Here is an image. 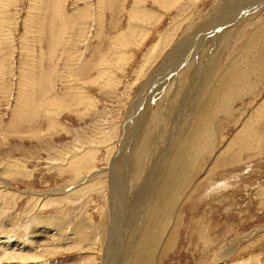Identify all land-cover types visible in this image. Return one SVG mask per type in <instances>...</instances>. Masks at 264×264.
Wrapping results in <instances>:
<instances>
[{"label": "rangeland", "instance_id": "374dc122", "mask_svg": "<svg viewBox=\"0 0 264 264\" xmlns=\"http://www.w3.org/2000/svg\"><path fill=\"white\" fill-rule=\"evenodd\" d=\"M263 38L264 0H0V264H264Z\"/></svg>", "mask_w": 264, "mask_h": 264}, {"label": "bare ground", "instance_id": "6f19581e", "mask_svg": "<svg viewBox=\"0 0 264 264\" xmlns=\"http://www.w3.org/2000/svg\"><path fill=\"white\" fill-rule=\"evenodd\" d=\"M230 2V1H229ZM218 7V6H217ZM215 15V14H214ZM216 21V20H215ZM207 24V23H206ZM207 25H209V24H207ZM216 25V24H215ZM210 27V26H209ZM215 27V26H214ZM205 28V27H204ZM204 30V29H203ZM170 32V31H169ZM203 32V31H202ZM195 38V37H194ZM215 38V37H214ZM264 39V38H263ZM251 41V40H250ZM262 41V40H261ZM261 43V42H260ZM249 44V43H248ZM204 45H205V43H204ZM203 45V46H204ZM252 45H253V43H252ZM255 46V45H254ZM251 48H253V47H250V50H251ZM256 48V47H255ZM253 50V49H252ZM255 50V49H254ZM247 52V51H246ZM253 52V51H252ZM256 53V52H255ZM254 55V54H253ZM246 58V57H245ZM248 58H249V56H248ZM263 58V57H262ZM163 66H164V64H163ZM246 67V66H245ZM171 73V72H170ZM243 74V73H242ZM199 78V77H198ZM199 82V81H198ZM246 86V85H245ZM191 89V88H190ZM68 104V103H67ZM138 105V104H137ZM259 106H260V104H259ZM69 108V107H68ZM69 111V110H68ZM136 111V110H135ZM260 111H262V110H260ZM260 113V112H259ZM251 115V114H250ZM203 120V119H202ZM263 122V121H262ZM202 124V123H201ZM197 126V125H196ZM199 128V127H198ZM243 128H244V126H243ZM263 128V127H262ZM193 129H197L196 127L195 128H193ZM201 129V128H200ZM198 130V129H197ZM203 131V130H202ZM258 132V131H257ZM205 134H206V132H205ZM247 134V133H246ZM255 134H256V132H255ZM251 135V134H250ZM257 135V134H256ZM194 136V135H193ZM198 136V135H197ZM204 136V135H203ZM195 138V137H194ZM208 139V138H207ZM260 142V141H259ZM130 143V142H129ZM189 143V142H188ZM197 143V142H196ZM207 143V142H206ZM205 143V144H206ZM187 144V143H186ZM203 144V143H202ZM130 145H132V144H130ZM187 146V145H186ZM185 146V147H186ZM198 146H199V144H198ZM248 146V145H247ZM203 147V146H202ZM206 147H208V146H206ZM131 147H126V149L125 150H129ZM189 148H187L186 149V151L188 150ZM182 150H185V148L184 149H182ZM207 150V149H206ZM205 150V151H206ZM185 151V152H186ZM208 151V150H207ZM129 152V151H128ZM185 152H182V153H185ZM189 154V153H188ZM187 156H189V155H187ZM192 156V155H191ZM116 160V159H115ZM181 160H182V158H181ZM118 161V160H117ZM117 161H115V162H117ZM190 161V160H189ZM215 162V161H214ZM126 166V165H125ZM182 169L183 168V166H179V165H175V166H173L172 168H171V170L172 171H170V176L168 177V188L170 187V189H171V187H174L175 185H177V184H179V180H181V179H179L178 180V178H177V176L179 175H177V173H176V169ZM114 169V168H113ZM175 171V172H174ZM186 173V172H185ZM169 174V173H168ZM185 178V177H184ZM129 181V180H128ZM185 181V180H184ZM148 184V183H147ZM165 185H167V184H165ZM121 190V189H120ZM167 190V189H166ZM177 192V191H176ZM175 192V193H176ZM169 193V192H168ZM127 195V194H126ZM163 195H164V193L162 194H160V195H158L157 197H160V198H157V197H155V199H154V205H153V208H152V211H151V214H152V221H156L157 219H159L161 216H157V214H156V211L157 210H159V209H164V213H165V207H166V209H167V206H163V205H168V207H169V205L171 206L170 208H168L169 210L173 207V202H171L170 200H168V199H162V197H163ZM171 196H172V198H171ZM140 198V197H139ZM167 198H171L172 200H176L175 199V197H174V195H173V191L171 190V192H170V194L167 196ZM117 202V201H116ZM176 202V201H175ZM141 206V205H140ZM127 209V208H126ZM150 209H151V207H150ZM170 212V211H169ZM158 213V212H157ZM163 213V214H164ZM140 214V213H139ZM159 214H161V212L159 213ZM149 217H150V215H149ZM151 219V218H150ZM15 248H16V246L15 245H13V244H11V243H4V244H1L0 245V259L1 258H3V257H5V256H8V254L9 253H11V251H14L15 250ZM227 254H228V252H225L224 253V258L223 259H225V257H228L227 256ZM141 260V259H140Z\"/></svg>", "mask_w": 264, "mask_h": 264}]
</instances>
